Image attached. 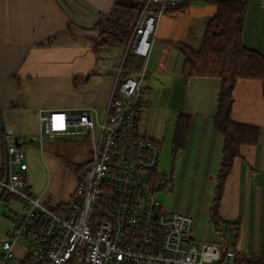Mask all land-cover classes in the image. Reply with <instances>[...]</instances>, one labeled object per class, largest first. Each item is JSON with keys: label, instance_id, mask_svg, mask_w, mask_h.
Returning <instances> with one entry per match:
<instances>
[{"label": "crops", "instance_id": "crops-1", "mask_svg": "<svg viewBox=\"0 0 264 264\" xmlns=\"http://www.w3.org/2000/svg\"><path fill=\"white\" fill-rule=\"evenodd\" d=\"M83 1L92 4L101 16L112 11L116 0ZM64 5L81 21L93 19L91 10L79 0H0V111L4 131L8 127L15 129L19 145L25 148L34 142L36 150L41 151L42 158L33 151L27 155L25 148L28 167L21 175L28 183L26 191L33 196L42 195L53 209L68 200L77 184L66 191L48 184V176L63 165L52 155L45 158L43 154L46 140L53 139L45 138L42 142L39 139L38 111L101 107L102 118L119 69L129 71L125 65L130 55L129 41L124 45H100L98 24H79ZM168 7L158 18L149 56L141 63L146 76L142 81L144 97L139 132L161 144L159 168L169 180L168 186L159 193L167 205L162 201L164 207L175 212L168 205H173L177 195L189 201L190 209L197 199L196 211L201 214L206 208L209 219L208 207L215 194L225 145L224 136L216 131L214 124L221 80L217 76L198 75L186 79L183 76L186 56L181 47L200 48L218 6L193 0L178 10H168ZM241 32L243 44L264 56V0H248ZM181 113L189 117V127L173 162L176 125ZM231 116L237 122L258 126L260 136L256 144L242 145L225 182L219 214L222 221L231 222L227 230L234 235L219 247L235 250L236 264H250V261L264 264L262 80L237 82ZM49 149L58 155L53 148ZM40 168L45 177L41 181L38 180ZM4 176L5 152L0 130V180ZM3 199L8 204L16 200L23 207V200L14 194ZM17 211L10 218L7 234L11 220L19 214ZM208 228L214 230L203 220L199 230L208 237L203 241H221L215 232L206 234Z\"/></svg>", "mask_w": 264, "mask_h": 264}, {"label": "built area", "instance_id": "built-area-1", "mask_svg": "<svg viewBox=\"0 0 264 264\" xmlns=\"http://www.w3.org/2000/svg\"><path fill=\"white\" fill-rule=\"evenodd\" d=\"M143 1L128 46L146 59L158 18L174 0ZM145 76L121 67L102 118L96 107L39 109L41 142L79 134L92 141V161L60 210L26 191V150L15 129H5L6 186L23 207L1 244L0 264H236L235 250L197 241L193 217L167 210L159 197L169 183L159 168L161 145L139 132ZM28 237L34 248L16 261L15 245Z\"/></svg>", "mask_w": 264, "mask_h": 264}, {"label": "trees", "instance_id": "trees-1", "mask_svg": "<svg viewBox=\"0 0 264 264\" xmlns=\"http://www.w3.org/2000/svg\"><path fill=\"white\" fill-rule=\"evenodd\" d=\"M191 1L193 0H174V2H168L167 7L169 6L168 10H178ZM203 1L215 3L218 6L217 13L209 21L199 49L188 46L181 48L186 56L183 75L186 79L198 75L217 76L221 80L214 124L216 131L224 136L225 145L211 208V217L216 220L215 224L218 225L222 221L219 209L224 186L233 162L240 155L242 145L256 144L260 136L258 126L237 122L232 118L234 89L239 80L259 79L263 81L264 97V56L256 49L245 46L242 42L241 31H243L248 0ZM143 5V0H116L113 8H111L112 11L101 15L99 23H97L101 33L100 45L126 44L131 39ZM141 63H143L142 57L130 53L125 67L131 72H137L141 70ZM188 127L189 117L181 113L176 125L173 162ZM5 195L6 199H9L12 193H6L4 197ZM56 210H60V207ZM230 226L231 222L227 224V228L230 229ZM235 228L233 226V229ZM250 264H260V262L250 261Z\"/></svg>", "mask_w": 264, "mask_h": 264}, {"label": "rangeland", "instance_id": "rangeland-1", "mask_svg": "<svg viewBox=\"0 0 264 264\" xmlns=\"http://www.w3.org/2000/svg\"><path fill=\"white\" fill-rule=\"evenodd\" d=\"M144 6V5H143ZM98 111L100 112L101 116L103 115L102 111L103 109L100 107L98 108ZM72 137H56L53 140H46V145L44 146V156L45 158L48 155H52L57 159V162L62 164L60 168H58L55 173H51L47 180L48 184H51L52 186L60 189L61 191H66L69 187H74L76 184H78V180L80 175L83 173L84 168L89 162L92 161L93 158V150H92V141L90 136L79 134V135H70ZM36 139V138H35ZM50 141V142H49ZM30 145V146H27ZM27 145H25L27 150V155L31 153V151L35 152V154H38L40 158H42L41 151L36 150V145L34 142H30ZM53 148L58 155H55L54 152L49 151V148ZM43 171L40 168L38 171V180L41 181L43 178ZM77 186V185H76ZM171 187V186H169ZM168 187V188H169ZM76 189V188H75ZM171 189V188H170ZM175 192V191H174ZM8 193V191H6ZM169 193V192H168ZM70 197V196H69ZM215 197V194H214ZM213 197V199H214ZM213 199L211 202V205H209V219H207V210L206 208H203L204 213L196 211L198 204L196 205V200H194L193 206L191 207L193 211H191L190 203L188 200H185L184 197H181L180 195H177L174 197V203L172 206L168 205L172 209L175 210V212L185 213L181 210H187L189 211V215H191L195 221L194 227H193V236L195 239H198L199 241H203L204 239H207L208 237H204L203 234L200 232V225L203 220H205V223H209L212 228L205 229L206 234L210 236V234H215L221 238V241H216L219 243V245L222 248V245L227 238L231 239L232 235H234L233 232H230L227 230V223L224 221L219 222V224H215L216 220L212 219L211 217V208L213 204ZM163 201V199H162ZM164 205L165 202L163 201ZM167 206V205H166ZM15 208V209H14ZM21 204L18 203L16 200L10 201V204L5 202L4 199L0 201V251H1V244L2 242L7 238V229L9 226L10 218L13 216V212L18 210L17 212L19 214L22 213ZM188 214V213H185ZM11 225V222H10ZM34 245L32 241L28 240L27 238L22 239L18 241L14 247V253L16 256V261L23 258L25 256V253L29 249H33Z\"/></svg>", "mask_w": 264, "mask_h": 264}, {"label": "water", "instance_id": "water-1", "mask_svg": "<svg viewBox=\"0 0 264 264\" xmlns=\"http://www.w3.org/2000/svg\"><path fill=\"white\" fill-rule=\"evenodd\" d=\"M82 4H84L89 10H91L92 14H93V19L91 21H81L77 15L71 11L66 5H64L65 9L67 10V12L69 13V15L72 17V19L76 22H78L81 25H86V26H95L97 25V23H99L100 20V13L98 12V10L90 3L85 2L83 0H79ZM0 130H1V137H2V141H3V146H4V152H5V176H4V184L1 185L0 187V201L3 199L4 194H6L7 191V186L6 184L9 181V166L7 163V152H6V146H5V134H4V125L2 122V116H1V111H0ZM35 139V138H34Z\"/></svg>", "mask_w": 264, "mask_h": 264}, {"label": "bare ground", "instance_id": "bare-ground-1", "mask_svg": "<svg viewBox=\"0 0 264 264\" xmlns=\"http://www.w3.org/2000/svg\"><path fill=\"white\" fill-rule=\"evenodd\" d=\"M155 40V39H154ZM161 145V144H160Z\"/></svg>", "mask_w": 264, "mask_h": 264}]
</instances>
